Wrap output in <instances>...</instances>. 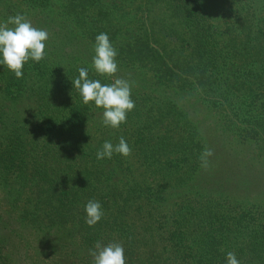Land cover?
<instances>
[{
    "label": "trees",
    "instance_id": "1",
    "mask_svg": "<svg viewBox=\"0 0 264 264\" xmlns=\"http://www.w3.org/2000/svg\"><path fill=\"white\" fill-rule=\"evenodd\" d=\"M19 1L46 22L63 26L66 41L72 43L59 44L61 52L78 51L80 56L66 65L51 58L50 65L43 59L26 62L22 78L6 71L0 83V99L9 101L7 112L0 108V205L8 207L0 208V264L18 262L16 240L25 238L26 229L43 238L51 230L49 242L64 243L66 234L76 231L83 238L80 245L89 249L97 241L119 242L125 264H227L229 251L241 264H264V215L261 219L252 212L249 203L223 207L215 202L194 211L201 208L193 202L207 196L191 199L203 194L195 184L205 187L208 182L202 179L213 180L226 170V163L217 160L222 151L215 143L224 141L221 136L247 150L246 145H254L256 156L262 155L264 0H59L57 7L55 0ZM4 5L12 13L5 12L0 22L22 14L16 3ZM124 5L130 6L131 15ZM102 32L117 50L113 77L98 75L92 67L95 37ZM81 49L89 51L85 59ZM81 67L102 84L116 77L132 83L135 107L118 128L101 124L103 110L93 102L82 103L71 82ZM28 71L35 74L41 99L30 102L36 111L34 125L25 131V125L15 123V102L33 91L25 85ZM157 91L166 99L187 100L183 106L194 105L195 112L202 107L215 113L219 123H202L205 114L189 111L168 127L173 115L167 112L173 111L165 99L151 98ZM229 127L232 135L225 137ZM120 137L131 155L113 153L111 159L97 160L103 143L115 145ZM167 140L175 147L169 149L163 142ZM205 148L214 154L208 157L210 165L202 167L199 158ZM227 149L238 152L233 145ZM171 172L177 176L167 179ZM33 186L41 195L18 209V221L11 224L9 211L22 204L23 194ZM90 199L99 201L104 212L93 227L85 223ZM73 243L71 252L79 245L77 239ZM83 264H92V257Z\"/></svg>",
    "mask_w": 264,
    "mask_h": 264
},
{
    "label": "rangeland",
    "instance_id": "2",
    "mask_svg": "<svg viewBox=\"0 0 264 264\" xmlns=\"http://www.w3.org/2000/svg\"><path fill=\"white\" fill-rule=\"evenodd\" d=\"M11 1V3H16L22 11V14L27 17L28 20L31 21L32 25L34 27H37L39 29H46L49 33V39L47 40V44L45 46V57L43 59L47 61L46 64L50 65L49 63L51 60L54 61L56 59H60L61 64L66 65L72 63L70 60L75 59L76 57L80 56L78 54V51L76 53H71V52H65L62 51L59 47V44L64 43L65 45H71V42H68L67 38L64 36V27L61 26L58 22H46L45 20L42 19V14L38 13V11H31L29 8H26L25 4L19 0H0V18L1 21L3 18H5V12L6 13H12L11 10H6V7L4 3ZM56 7L59 5V0H55ZM127 5H124V11L126 14L131 15L132 10L131 8L125 7ZM160 18V15L157 16ZM46 43V42H45ZM92 51V50H91ZM82 56H86L88 54V50H83L81 49ZM80 52V53H81ZM70 55L73 56L70 58ZM66 57V58H65ZM51 58V60L48 62V60ZM85 59V58H84ZM45 61V62H46ZM28 62H34L31 59ZM42 62V60L40 61ZM53 64V63H52ZM61 64L58 62L57 65L61 66ZM6 71L9 72V70L4 67L3 65H0V83L4 80V74L6 75ZM28 71V81L26 82L27 87H32L33 91L27 94L25 93L24 96L19 97L17 100H22V101H17L15 102L18 104L17 106V112H16V119L17 121L15 123H19L21 125H25V131H30L32 128V125H34V113L35 107L34 104H30V102H34L36 99H41L40 98V93H36V88L34 84V79H35V74ZM43 80H39V84L42 83ZM147 87H145L146 89ZM144 90V88L140 89ZM27 94V95H26ZM159 91L153 92L152 97H155L156 99L159 100H164L167 103L168 109H171L173 113H168L167 115H173L172 121H166L168 127H172L173 123H176V120L181 119L182 115H187L186 113H189V111H193L194 113H201L205 114V122L201 121L202 123H208L211 125H216L219 123L217 119H215V113L210 112V114L205 113L203 110H201L202 107L196 109L197 111L195 112L194 105L192 106V109L186 107L183 102L186 103V101H178L174 100L172 98H165L161 97L158 95ZM48 96V95H47ZM50 100H55L52 96H49ZM177 101L173 102V101ZM180 100V99H179ZM29 104H28V103ZM3 103L0 108L2 109V114L7 112L9 101L5 100L3 101L0 99V104ZM5 103V104H4ZM176 106L180 107L177 108ZM29 105V107H27ZM53 103L50 104L51 111H53ZM183 106V108H181ZM174 107L175 109L180 110L177 114L176 111H174L172 108ZM7 108V109H6ZM185 113H184V112ZM192 112V113H193ZM10 114V113H9ZM1 115V113H0ZM190 115V114H189ZM1 117V116H0ZM202 118L199 117V119ZM10 119V118H9ZM9 119L7 120V123L9 122ZM173 122V123H172ZM181 124V122H180ZM205 124V125H208ZM231 127L225 129L223 132V135L225 137H231ZM208 134H210L213 138V141H216V136H214L211 132L206 130ZM214 132L218 133L219 136H221L216 130ZM207 134V137L209 135ZM223 138L222 141L219 143H215V146L218 148V151H222V156L217 159L219 162L226 163V170L224 173H221L219 176L217 175L213 180L209 179H202L201 183H207L205 187H198L199 183L195 184L197 186L196 192H201L203 194L201 195H195L191 199H198L203 196H207V199L202 201H195L193 202V205L196 208H201V209H194V211H201L203 209H207V204L209 203H218L221 206H236L237 204L239 205H247L250 206V210L252 212L258 213V216L263 219L264 215V137H263V142L259 143L261 147V156L258 158L256 154L258 153L254 147V145H246V147L249 149H245V147H240L238 146V141L232 142V145L235 146L236 150L238 151L237 153L233 150L231 152L227 148H231L232 145L228 142H226V139ZM231 139V138H230ZM210 140V137H209ZM212 143H214L212 140H210ZM164 144L167 145L169 149L175 147V143L171 140L163 141ZM224 142V143H223ZM231 142V141H230ZM222 144V145H221ZM208 147V146H207ZM150 162V161H149ZM216 163V160H214ZM218 163V162H217ZM208 165H210L208 163ZM216 164H212L211 166H214ZM177 176L176 173H169L167 176V179L172 178L173 176ZM183 172L181 173V176H183ZM175 192V190H171L170 193ZM23 199L21 200L22 204L19 205L18 208H13V210L9 211V217L11 219V224L13 221L17 220L16 213L18 212V209H22L23 205L28 206L30 203L36 200V198L41 195V193L38 191V187H30L24 194H23ZM1 196V194H0ZM174 200V199H173ZM209 201V202H208ZM208 202V203H207ZM1 209L8 210L7 205L3 204L0 205ZM171 209V207L169 208ZM167 215H169V211L166 212ZM256 217V216H255ZM167 218V217H166ZM161 219V218H160ZM9 223V224H10ZM10 224V226H11ZM15 226V224H13ZM49 233H51V230H49ZM48 235H52L49 234ZM20 234V233H19ZM24 236L22 234L23 238L22 240H16L15 247L18 248L17 255L14 257L15 259H18V262L16 264H83L85 257H87V261L90 257L89 255V248L90 246L87 245L86 248L82 247L80 244L82 243L81 240H83L82 236L80 237L79 232L74 231L73 233L66 234V241L65 243L62 242L63 240L59 241H50V236L48 238H43L45 235L35 233V229H26L24 232ZM76 234V236H75ZM150 234L147 232L145 235V240L149 241L150 239ZM41 239V240H40ZM77 239L78 246L77 249L74 250V252H71L72 249L75 248V243H73L74 240ZM46 240V241H45ZM152 241V240H150ZM55 242V243H54ZM62 242V243H61ZM158 243L160 241H157ZM161 243V242H160ZM79 248V249H78ZM77 254L79 257H76ZM83 255H86L84 259L82 258ZM83 261V262H82ZM40 262V263H39Z\"/></svg>",
    "mask_w": 264,
    "mask_h": 264
},
{
    "label": "clouds",
    "instance_id": "3",
    "mask_svg": "<svg viewBox=\"0 0 264 264\" xmlns=\"http://www.w3.org/2000/svg\"><path fill=\"white\" fill-rule=\"evenodd\" d=\"M49 39L46 29L34 27L23 14L9 16L6 21L0 22V65L6 67L19 79L23 77V67L30 59L40 62L45 57V42ZM94 55L92 67L98 75L113 77L118 72L116 62L117 50L110 42L107 33H100L95 37L93 45ZM78 77L72 80L82 103L88 105L93 102L95 107L102 109L101 124L106 127L118 128L125 123L127 113L134 109L135 102L131 98L132 83L116 77L111 84H102L100 80L90 79L88 69L79 68ZM132 149L123 137L115 145L105 141L97 151V160L111 159L113 153L124 157L131 155ZM211 148H205L201 153L202 167H207L208 157L213 155ZM85 223L89 227L101 220L104 215L99 201L90 199L85 207ZM92 264H125L124 247L119 242L107 245L97 241L93 249H89ZM227 264H241L236 253L229 251L226 254Z\"/></svg>",
    "mask_w": 264,
    "mask_h": 264
}]
</instances>
